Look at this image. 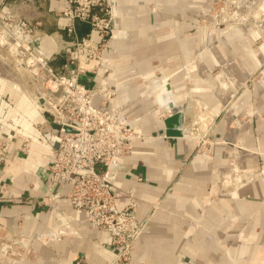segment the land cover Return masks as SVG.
<instances>
[{"label": "crops", "instance_id": "obj_1", "mask_svg": "<svg viewBox=\"0 0 264 264\" xmlns=\"http://www.w3.org/2000/svg\"><path fill=\"white\" fill-rule=\"evenodd\" d=\"M67 3L37 0L38 52L58 74L79 70L83 83L110 86L117 92L113 105H126V121L143 137L133 140L111 189L119 195L117 209L134 204L146 228L131 262H116L110 234L71 205L69 185L51 183L57 141L45 117L31 108L32 100L20 104L12 94L14 100L3 101L9 114L21 105L24 111L19 131L0 133V264H264V77L231 105L235 115L246 116L230 132L234 137L237 130L248 151L238 183L223 170L230 147L217 123L222 105L213 93L218 82L230 88L231 75L241 77L259 64L253 41L238 31L225 33L219 43L200 40L197 17L212 0H115L105 63L79 67L74 44L89 37L90 26L78 21L69 32L59 19ZM167 91L185 114L175 128L181 135L168 129L172 112L162 106ZM203 111L211 114L209 126L214 122L212 154L196 153V134L206 131ZM242 150L232 156L240 157L239 164Z\"/></svg>", "mask_w": 264, "mask_h": 264}, {"label": "built area", "instance_id": "obj_2", "mask_svg": "<svg viewBox=\"0 0 264 264\" xmlns=\"http://www.w3.org/2000/svg\"><path fill=\"white\" fill-rule=\"evenodd\" d=\"M59 19L71 33L75 22L90 26L89 37L75 41L74 63L79 67L91 62H96V67L103 65L114 32L111 0H68L59 10ZM28 33V45L38 52L37 41ZM42 52H38L41 61L36 73H46L48 97L39 98V104L49 134L57 141L50 166L51 183L70 186L67 198L71 205L82 210L94 227L110 234L116 262L130 263L146 222L138 220L134 204L117 209L119 195L111 188L131 153L133 140L143 135L126 121V105H113L117 96L114 89L83 83L79 70L58 74ZM104 67L106 74H114L110 67ZM25 143L28 146L29 140Z\"/></svg>", "mask_w": 264, "mask_h": 264}, {"label": "rangeland", "instance_id": "obj_3", "mask_svg": "<svg viewBox=\"0 0 264 264\" xmlns=\"http://www.w3.org/2000/svg\"><path fill=\"white\" fill-rule=\"evenodd\" d=\"M38 8L37 0H0V133L14 132L21 129L19 126L21 117L19 115L22 114L21 111L24 107L21 105L22 109L19 106L16 110H20L9 114L8 108L5 107V103L3 102L9 103L12 94L16 98L15 101H19L20 104H22L21 101L28 100L30 102L34 99L35 102H30L31 108L35 107V111L39 110L38 112L40 113H42V110L38 95L44 98L48 97L44 80L46 73L43 71L36 73L39 66L37 62L41 61H39L41 56L33 47L30 48L28 46L26 40L27 35H29L28 31L31 32L30 37L32 39L38 37L41 32V28H38L36 25L37 16L35 15L37 12L34 11ZM197 21L202 31L200 40L205 39L206 42L210 40V43L213 41L219 43L220 37L223 36L222 38H224L227 35L229 37V32H232L231 35H234L233 32L238 31L239 35L243 37L242 39L247 37L253 41V51L258 53V57L260 58L258 59L259 64L253 68L244 70V74L241 77L230 76L228 84H231L232 87L229 88L223 81H220L213 91L216 99L222 105L221 112L217 117V123H222L225 127L222 138L224 137L225 143L230 147V150L226 154L223 170L227 171L226 175L231 176L238 183L243 178L242 176L248 162L246 154L248 151L241 144L237 134V130L244 123L246 116L243 114L235 115L234 109H231V105L237 96L245 91L253 81L264 77V0H212L211 6L198 15ZM32 54L37 58V62L34 61L36 62L34 65L29 64L27 60L30 57L35 60ZM6 70L8 73L12 72L25 84L31 97L25 90L15 86V84L18 85L19 83L17 84L16 82L14 84V82L9 81L3 75L6 73ZM196 111L197 109L195 110V114ZM184 120L182 124L185 122ZM190 120H195V115H191ZM207 124L205 126L206 131L196 134L198 138L196 153H213L212 147L214 142L209 139V134L214 122L210 126ZM191 125L193 127L197 124L189 123L187 126ZM235 126L237 130L235 136L232 137L230 132ZM238 149H243L242 151H244L242 155L244 159L241 161L243 164L237 163L232 157L234 153L238 152Z\"/></svg>", "mask_w": 264, "mask_h": 264}, {"label": "water", "instance_id": "obj_4", "mask_svg": "<svg viewBox=\"0 0 264 264\" xmlns=\"http://www.w3.org/2000/svg\"><path fill=\"white\" fill-rule=\"evenodd\" d=\"M112 7H113V12L114 15L116 14V8H115V0H111ZM36 46H38V43L36 42ZM169 92V91H168ZM167 97H170L171 94L170 92L166 95ZM166 110L171 111L172 115L169 120H167V125L170 134L173 135H181V130L175 131V128H181L183 119H184V113H183V108L178 107L175 105L174 102H168L166 106H164Z\"/></svg>", "mask_w": 264, "mask_h": 264}, {"label": "bare ground", "instance_id": "obj_5", "mask_svg": "<svg viewBox=\"0 0 264 264\" xmlns=\"http://www.w3.org/2000/svg\"><path fill=\"white\" fill-rule=\"evenodd\" d=\"M18 43V42H17ZM20 43V42H19ZM26 44V43H25ZM28 44V43H27ZM29 46V45H28ZM28 46H27V48H28ZM26 48V49H27ZM31 48V47H30ZM29 49V48H28ZM27 49V50H28ZM33 56H34V54H32ZM28 60V63L29 64H32V65H34V63H36L37 62V60H34V58H28L27 59ZM34 61H36V62H34ZM39 61H40V59H39ZM39 62H37V64H38ZM1 64V63H0ZM4 65V64H3ZM38 69V68H37ZM3 72V71H2ZM9 81H11V82H14V83H16L17 82V84L19 85V87H21V88H23L24 90H27L26 88H25V84L24 83H22L20 80H19V78H17V76H15L12 72H7V70H6V73H4L3 74ZM28 92H29V90H28ZM169 92L167 91V92H165L164 94H163V96H164V98H165V100H166V103L164 104V105H166L167 104V102H173V100H172V96H170V97H167L166 95L168 94ZM30 94V93H29ZM30 96H31V94H30ZM163 96H162V98H163ZM38 97L39 98H44L43 96H41V95H38ZM164 101V100H163ZM32 102H35L34 101V99L32 100ZM36 105V104H35ZM44 105H42V107H43ZM45 108V107H44ZM34 109H35V107H34ZM201 109V108H200ZM39 111V110H38ZM37 111V112H38ZM166 111H168V110H166ZM207 112H208V110H207ZM206 111H203L202 113H201V115H200V119L201 120H203V122H204V124H206L209 120H211L210 118H211V114L210 113H207ZM40 113V112H39ZM40 114H42V113H40ZM208 125V124H207ZM241 153V152H240ZM242 154H243V152H242ZM235 160L237 161H239L240 160V157L239 156H235ZM242 160V159H241ZM242 163V162H241Z\"/></svg>", "mask_w": 264, "mask_h": 264}, {"label": "clouds", "instance_id": "obj_6", "mask_svg": "<svg viewBox=\"0 0 264 264\" xmlns=\"http://www.w3.org/2000/svg\"><path fill=\"white\" fill-rule=\"evenodd\" d=\"M162 106H166V105H163V104H162Z\"/></svg>", "mask_w": 264, "mask_h": 264}]
</instances>
